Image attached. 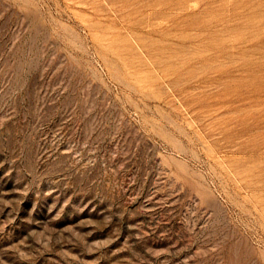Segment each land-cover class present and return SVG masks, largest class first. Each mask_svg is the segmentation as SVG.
Segmentation results:
<instances>
[{
    "label": "rangeland",
    "instance_id": "374dc122",
    "mask_svg": "<svg viewBox=\"0 0 264 264\" xmlns=\"http://www.w3.org/2000/svg\"><path fill=\"white\" fill-rule=\"evenodd\" d=\"M0 264H264V0H0Z\"/></svg>",
    "mask_w": 264,
    "mask_h": 264
}]
</instances>
